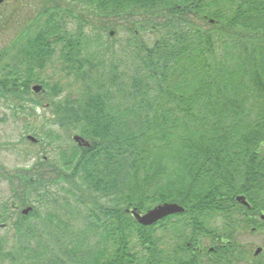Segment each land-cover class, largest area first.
<instances>
[{"label":"trees","instance_id":"1","mask_svg":"<svg viewBox=\"0 0 264 264\" xmlns=\"http://www.w3.org/2000/svg\"><path fill=\"white\" fill-rule=\"evenodd\" d=\"M38 1L0 7V33L17 27L0 123L22 120L43 148L0 166V264H264L239 239L264 234V0ZM167 203L184 213L154 226L130 213Z\"/></svg>","mask_w":264,"mask_h":264},{"label":"rangeland","instance_id":"2","mask_svg":"<svg viewBox=\"0 0 264 264\" xmlns=\"http://www.w3.org/2000/svg\"><path fill=\"white\" fill-rule=\"evenodd\" d=\"M20 3H22V0H11L10 5L8 6V10H10L9 13H11L14 16V11L15 10H19L20 7ZM31 4H34L33 2H30ZM30 8L28 9V11L30 12H40L43 8L42 6V2L35 0V8L29 6ZM14 10V11H13ZM16 13V17L17 19L20 18V15ZM15 17V18H16ZM15 28L16 25L15 23L12 24H8L6 25L5 30L0 33V40L4 41L0 42V49L5 48L8 45L9 40H12L14 38V36H16L15 34ZM114 37L113 36V41H111V45L112 47H114V49L117 51L116 57L122 58L123 53H119L120 49L122 48V46L125 44L124 42L126 41V37L122 34L120 36V38L118 39L117 42L114 43ZM57 66V65H56ZM53 66H49V69L47 70V72L44 73V77L46 78H50V82L51 83H56L58 80L62 79L64 74L60 73L59 70L55 69V68H51ZM59 72V73H58ZM61 81H63V84H65V79H62ZM66 92H68L66 90ZM6 110L1 107L0 108V117L4 118L5 114H6ZM39 116H43V113H38ZM47 119L49 120L51 114H46ZM6 120L5 123H0V166L5 167L7 170H14L16 168L19 167H23L26 164L32 163L33 161L36 160L35 158V153H41L43 151L42 147H36V148H31V146L25 144L22 139L23 137L27 138L28 136H31L32 134H28V131L25 128V122H23L22 120L19 122H15V120L13 118L10 119H4ZM40 121H42V119L39 120H35L33 125L35 126H40L41 128L43 127H47L48 123H46L44 120L40 123ZM27 133V134H26ZM65 136V135H64ZM67 143H71L70 141V136L68 137L67 135L65 136ZM19 144V145H17ZM19 148H26L29 149L31 152H33V155L31 154L30 157V162L27 161L26 159V163L25 161L20 157L19 155ZM48 155L52 156L55 158L56 153H52L51 149L48 148L47 152ZM10 193H9V189L6 183H2L0 185V201H7L10 199ZM26 208H23V210ZM8 232H10V235H13V232L10 228L4 229L2 230V234H6ZM240 242L242 244H245L246 246H250V249L253 248V251L251 252V254L253 255V253L255 252L256 249L258 248H263L264 249V235L262 234H252L251 232H246L242 235L239 236Z\"/></svg>","mask_w":264,"mask_h":264},{"label":"water","instance_id":"3","mask_svg":"<svg viewBox=\"0 0 264 264\" xmlns=\"http://www.w3.org/2000/svg\"><path fill=\"white\" fill-rule=\"evenodd\" d=\"M6 0H0V5L2 3H4ZM41 87L40 86H36L34 87V92L38 93L41 91ZM32 139V138H30ZM34 140V139H33ZM75 140L82 144V139L76 137ZM87 145V144H85ZM238 201L242 202L244 205H247V203L244 201L243 198H238ZM31 209H26L23 214L27 215L30 212ZM184 209L182 207H180L177 204H164L162 206H158L153 210H150L148 213L142 215V214H138L136 211H133L132 214L135 216L136 220L144 225V226H152L156 223H158L159 221L172 216V215H176V214H180L183 213ZM261 253V249H259L256 252V256H258Z\"/></svg>","mask_w":264,"mask_h":264},{"label":"flooded vegetation","instance_id":"4","mask_svg":"<svg viewBox=\"0 0 264 264\" xmlns=\"http://www.w3.org/2000/svg\"><path fill=\"white\" fill-rule=\"evenodd\" d=\"M231 255H232V246H231ZM231 264H232V258H231Z\"/></svg>","mask_w":264,"mask_h":264}]
</instances>
